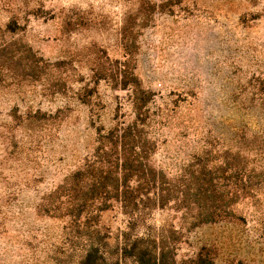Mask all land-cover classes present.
Listing matches in <instances>:
<instances>
[{"label": "rangeland", "instance_id": "374dc122", "mask_svg": "<svg viewBox=\"0 0 264 264\" xmlns=\"http://www.w3.org/2000/svg\"><path fill=\"white\" fill-rule=\"evenodd\" d=\"M122 130L186 196L74 239L57 198ZM199 186L209 222L187 210ZM146 235L175 264H264V0H0V264H79L91 243L137 264Z\"/></svg>", "mask_w": 264, "mask_h": 264}, {"label": "trees", "instance_id": "16d2710c", "mask_svg": "<svg viewBox=\"0 0 264 264\" xmlns=\"http://www.w3.org/2000/svg\"><path fill=\"white\" fill-rule=\"evenodd\" d=\"M110 134L113 139L109 152H106L104 148L100 149L94 160L85 163L82 168L70 175L62 187L63 194L61 193L62 195L57 198L58 201L59 198L63 200L60 201L58 209L70 219L66 230L67 234L74 239L80 238L85 233H94L96 225L93 220L95 217H99L102 212L109 210L114 205H117L121 213L128 218L127 226H132L133 223L130 221L133 222L140 218V213L155 208L164 209L170 200L178 203L186 196L183 186L177 190L172 185L160 180L161 173L151 169L147 172V165H143V160H139L136 153L132 151L131 141L130 148L125 150L124 141L127 138L132 140V137H136V135L130 132L125 134V131L121 134L113 135L112 132ZM117 145L122 146L124 159L117 158L119 156L118 149L115 150ZM112 155H115L114 159L111 158ZM131 182L137 187H130ZM159 184L160 187H158ZM172 190L178 194L176 195L178 197L171 196ZM197 191L198 203H195L197 205L195 208L187 207V210L196 211L195 216H203L204 222L212 221L218 209L217 206H214L217 197L211 191L206 198L207 204L203 203L204 206L200 207L198 204L205 194L201 192L200 186ZM198 225L195 223L190 226L195 228ZM168 231L174 234L173 230ZM139 241L131 247L132 254L139 258L137 264H175L173 260H169V255L173 253L171 244L175 243L174 240L170 242L155 241L151 235H146L144 242H141V239ZM96 252L95 243H91L79 264H97L99 258ZM145 257L146 260L143 261ZM202 257L197 255L195 258L182 261V264H212Z\"/></svg>", "mask_w": 264, "mask_h": 264}]
</instances>
